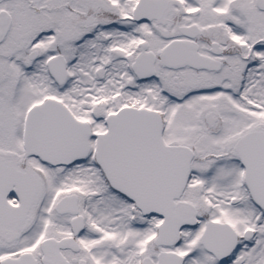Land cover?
I'll list each match as a JSON object with an SVG mask.
<instances>
[{"label":"snow or ice","instance_id":"1","mask_svg":"<svg viewBox=\"0 0 264 264\" xmlns=\"http://www.w3.org/2000/svg\"><path fill=\"white\" fill-rule=\"evenodd\" d=\"M0 264H264V0H0Z\"/></svg>","mask_w":264,"mask_h":264}]
</instances>
